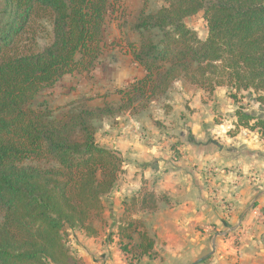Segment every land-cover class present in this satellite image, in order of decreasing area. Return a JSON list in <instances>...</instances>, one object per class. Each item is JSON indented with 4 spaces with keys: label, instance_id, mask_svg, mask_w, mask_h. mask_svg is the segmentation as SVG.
<instances>
[{
    "label": "trees",
    "instance_id": "16d2710c",
    "mask_svg": "<svg viewBox=\"0 0 264 264\" xmlns=\"http://www.w3.org/2000/svg\"><path fill=\"white\" fill-rule=\"evenodd\" d=\"M0 1V264H73L68 232L97 234L90 223L104 221L103 199L124 174V161L97 144L94 121L139 114L178 81L209 96L228 88L234 101L246 93L264 112V0H167L154 12L143 8L134 26L138 42L128 45L143 75L116 92L118 104L81 106L60 118L30 104L65 76L98 65L112 1ZM199 14L203 40L185 22ZM41 20L51 22L52 42L34 51L24 42L33 41ZM234 117L264 134L263 118L242 109ZM145 202L156 208L152 193L123 201L116 230L119 248L136 263L151 255L154 240L140 223L124 219Z\"/></svg>",
    "mask_w": 264,
    "mask_h": 264
},
{
    "label": "crops",
    "instance_id": "0c3cea01",
    "mask_svg": "<svg viewBox=\"0 0 264 264\" xmlns=\"http://www.w3.org/2000/svg\"><path fill=\"white\" fill-rule=\"evenodd\" d=\"M132 65L135 77H141L143 70ZM190 98L192 137L182 158L173 160L163 143L135 136L129 149L123 140L111 145L124 156L126 180L110 193L104 221L90 223L95 236L69 232L73 264H129L116 236L124 218L121 202L144 186L154 195L156 208L145 202L131 218L144 225L154 247L150 256L133 264H264V135L235 130L230 101L220 102L224 120L212 125L204 119L209 112L201 104L203 94ZM133 239L131 245L137 242L135 235Z\"/></svg>",
    "mask_w": 264,
    "mask_h": 264
},
{
    "label": "rangeland",
    "instance_id": "374dc122",
    "mask_svg": "<svg viewBox=\"0 0 264 264\" xmlns=\"http://www.w3.org/2000/svg\"><path fill=\"white\" fill-rule=\"evenodd\" d=\"M111 1L115 12L107 18L105 28L106 46L98 65L88 74L65 76L53 88L40 92L30 104L31 108H47L53 114L54 118H60L68 110L81 106L96 108L103 104L116 105L120 99L116 92L134 83L133 80L137 78L135 77L137 75L135 69L137 68L132 65L128 45L138 42V35L134 30L136 19L143 8L145 13L154 12L162 6H165L167 0ZM185 22L187 27L193 30L199 39L203 40L206 38L207 28L201 14L191 17ZM35 32L36 34L32 42H24L26 46L31 47L34 51H40L52 42V28L49 20L39 21ZM152 35L156 40L159 33L152 31ZM215 91L209 96L200 90L189 87L182 81H178L171 86L164 97L153 99L147 104L146 109L139 114H122L100 121H94L95 141L98 145L117 152L123 159L124 156L122 153L111 148V145L119 142V140L120 142L123 140L125 142V148L129 149V146H132L130 141L135 136L134 138L139 141L149 140L152 142L155 141L156 143H163L161 147H163V150L171 152L170 155L173 156V160L174 158H182L185 154L186 142L189 137H192L191 131L187 126V115H191L192 113L188 104L191 102V94L200 92L203 94L201 104L209 112L204 119L210 118L212 125H218L223 122L221 120H224V116L218 113L219 110L223 111L220 102L224 99L233 104V117L235 111L242 109L245 112H251L254 116L264 119V112L260 111L253 97L251 98L248 94L245 93L243 97H238V101H234L228 98L230 89L220 87V91L218 90L217 93ZM232 126L238 131L243 129L245 132H251L237 125L236 119ZM216 135L213 134L214 137H217ZM125 180L124 172V174L118 177L114 189L122 188ZM145 182L143 181L141 184ZM143 189L141 188L139 193L144 191L146 193H152L147 189V186H144ZM135 194H132L129 198L126 197L124 202L128 204L131 197L133 195L135 196ZM111 196L112 194L103 199V214L107 205L109 203L111 204ZM133 206L124 220L132 219V215L140 208V204H134ZM121 222L123 221L121 220ZM135 222L140 223L142 228L139 229L146 232L144 225L140 221ZM69 247L71 248L70 240ZM126 253L132 256L129 251ZM131 261L132 259L129 262Z\"/></svg>",
    "mask_w": 264,
    "mask_h": 264
},
{
    "label": "built area",
    "instance_id": "2783aa9c",
    "mask_svg": "<svg viewBox=\"0 0 264 264\" xmlns=\"http://www.w3.org/2000/svg\"><path fill=\"white\" fill-rule=\"evenodd\" d=\"M131 259H132L131 263H132V264L135 263V259H134L132 256L129 255V261H130Z\"/></svg>",
    "mask_w": 264,
    "mask_h": 264
},
{
    "label": "water",
    "instance_id": "95a60500",
    "mask_svg": "<svg viewBox=\"0 0 264 264\" xmlns=\"http://www.w3.org/2000/svg\"><path fill=\"white\" fill-rule=\"evenodd\" d=\"M243 217V216H242ZM242 217L240 218V220L242 219Z\"/></svg>",
    "mask_w": 264,
    "mask_h": 264
}]
</instances>
